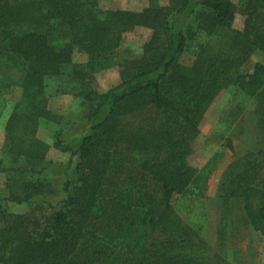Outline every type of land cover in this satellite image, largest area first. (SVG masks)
<instances>
[{
	"label": "trees",
	"instance_id": "1",
	"mask_svg": "<svg viewBox=\"0 0 264 264\" xmlns=\"http://www.w3.org/2000/svg\"><path fill=\"white\" fill-rule=\"evenodd\" d=\"M150 1L138 12L100 0H0V118L20 90L0 158V264H233L224 247L231 216L219 223L218 250L208 254L205 239L222 150L201 166L188 160L222 90L236 99L231 122L248 98L264 107V60L240 70L264 51V0ZM137 26L151 29L143 53L119 63L122 35ZM77 53L87 60L76 62ZM116 62L120 81L98 90L96 73ZM53 94L85 105L82 118L54 131L65 161L47 158L49 144L36 135L60 117L48 107ZM247 164L230 171L220 197L226 213L242 204L244 222L264 233L259 161ZM21 204L28 210L13 211Z\"/></svg>",
	"mask_w": 264,
	"mask_h": 264
},
{
	"label": "rangeland",
	"instance_id": "2",
	"mask_svg": "<svg viewBox=\"0 0 264 264\" xmlns=\"http://www.w3.org/2000/svg\"><path fill=\"white\" fill-rule=\"evenodd\" d=\"M239 4V0H234ZM161 5H166L168 0H158ZM150 0H100L103 8H120L131 11H142L149 7ZM244 25V14L237 12L233 26L236 29ZM151 36V29L146 26H137L135 29L125 32L121 38L118 54V62L123 59L138 58L142 55L144 44ZM76 62H85L87 55L77 53L74 55ZM181 63L189 64L192 57L183 54ZM264 60V51L256 50L249 59L241 66L243 73L252 72L256 63ZM121 66L117 62L108 68L102 69L95 75L94 86L98 90H106L118 83L121 78ZM20 94V90L7 95V107L0 118V158L3 155L2 146L6 138V124L13 105ZM236 99L233 97V90H222L214 99L206 111L201 123L200 133L193 142V153L188 162L194 166H201L216 151L222 150L215 169L211 175L207 205L209 212V223L205 239L211 249L208 254L221 245L218 236V226L223 215L232 217V223L228 224V231L225 236L226 260L233 264H264V233L244 222V210L242 204L235 205V215L226 213L222 205V185L226 183L231 170L239 173L245 172L248 167V160L259 161V167L254 170L253 177L258 186H264V107L259 102L247 99L248 106L239 114L234 122L233 107ZM48 107L60 117L58 120H44L37 130V137L49 144L47 158L55 161H65L69 153L53 146L54 131L58 130L65 123L79 120L85 113V105L82 100L71 94H53L49 96ZM243 121L244 132L239 131L240 118ZM239 132V133H238ZM231 139V146L228 140ZM253 155H250V154ZM6 182V174L0 171V190ZM27 207L19 205L13 211L25 212ZM219 248V247H218ZM213 250V251H212ZM210 254V255H211ZM210 257V256H209ZM212 258V257H211Z\"/></svg>",
	"mask_w": 264,
	"mask_h": 264
}]
</instances>
